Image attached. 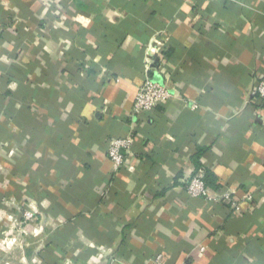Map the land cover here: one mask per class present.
Returning <instances> with one entry per match:
<instances>
[{
  "label": "crops",
  "instance_id": "obj_1",
  "mask_svg": "<svg viewBox=\"0 0 264 264\" xmlns=\"http://www.w3.org/2000/svg\"><path fill=\"white\" fill-rule=\"evenodd\" d=\"M263 73L264 0H0V207L37 218L0 264H264ZM146 76L173 97L132 114Z\"/></svg>",
  "mask_w": 264,
  "mask_h": 264
},
{
  "label": "built area",
  "instance_id": "obj_2",
  "mask_svg": "<svg viewBox=\"0 0 264 264\" xmlns=\"http://www.w3.org/2000/svg\"><path fill=\"white\" fill-rule=\"evenodd\" d=\"M167 40V38H166ZM162 45V43H160ZM162 48V46H160ZM161 49L155 48L154 52L158 53ZM250 95L254 99L264 100V73L256 80L250 90ZM173 92L168 84L152 79L150 76L144 77V79L138 84L137 91L134 97V103L132 107V114H139L140 112L149 111L160 104H164L171 100ZM133 138L131 135L125 137L113 138L108 145L107 154L115 169H118L123 165L126 155L133 144ZM8 142L5 141L2 144V148L8 147ZM9 154L12 152L9 151ZM10 169L6 164L0 163V170L3 173H7ZM186 192L190 196L203 197L209 201L220 200L223 202H230L232 207L238 209V204L232 199L229 192H225L221 195H215L209 192L205 179L204 171L198 170L191 177ZM245 199L249 200L250 196L245 195ZM0 207V222L9 223V228L3 232V244L6 246H12L17 243L16 229H22L26 223H34L37 221L36 208L29 204H22L15 202L13 198H3ZM15 211H18L17 213ZM23 231V230H22ZM204 247L200 248L203 251ZM145 264H166L164 254L159 251L155 253Z\"/></svg>",
  "mask_w": 264,
  "mask_h": 264
},
{
  "label": "rangeland",
  "instance_id": "obj_3",
  "mask_svg": "<svg viewBox=\"0 0 264 264\" xmlns=\"http://www.w3.org/2000/svg\"><path fill=\"white\" fill-rule=\"evenodd\" d=\"M9 225H10V224L7 223V222L3 223V226H4L3 230H4V231L7 230V229L9 228ZM4 231H3V232H4ZM15 231L17 232L16 235H18V234H20V233H23L22 229H19V228H17Z\"/></svg>",
  "mask_w": 264,
  "mask_h": 264
},
{
  "label": "trees",
  "instance_id": "obj_4",
  "mask_svg": "<svg viewBox=\"0 0 264 264\" xmlns=\"http://www.w3.org/2000/svg\"><path fill=\"white\" fill-rule=\"evenodd\" d=\"M260 104L264 106V100ZM206 172H208V171H206ZM205 176L206 175L204 174V179H205Z\"/></svg>",
  "mask_w": 264,
  "mask_h": 264
}]
</instances>
